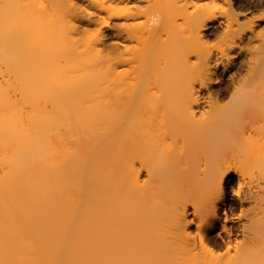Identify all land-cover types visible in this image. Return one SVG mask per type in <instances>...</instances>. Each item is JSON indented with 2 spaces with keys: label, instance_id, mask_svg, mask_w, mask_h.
<instances>
[{
  "label": "bare ground",
  "instance_id": "bare-ground-1",
  "mask_svg": "<svg viewBox=\"0 0 264 264\" xmlns=\"http://www.w3.org/2000/svg\"><path fill=\"white\" fill-rule=\"evenodd\" d=\"M261 7L0 0V264H264Z\"/></svg>",
  "mask_w": 264,
  "mask_h": 264
},
{
  "label": "rangeland",
  "instance_id": "rangeland-1",
  "mask_svg": "<svg viewBox=\"0 0 264 264\" xmlns=\"http://www.w3.org/2000/svg\"><path fill=\"white\" fill-rule=\"evenodd\" d=\"M263 8L264 7H261V10H263ZM259 11H260V9H255L253 11V14H257ZM211 40H212V38H209V41H211ZM236 69H237V67H236V65H234L230 68V71H235ZM219 77H220V79L218 80V82L213 84V88H214L215 92L222 95V94L228 92L230 85L228 84V81H226V79L224 77H222V76H219ZM225 98H226V95H223L220 97L221 100H225ZM234 187H235V180H234V176L231 172L230 176H229L228 185L226 188V196H227V199L229 200V204H230L229 206L232 209V211L237 212V209H238V206H236L237 201L234 198V196L231 195V189ZM234 223L236 224V222H231L230 224H233V226H235Z\"/></svg>",
  "mask_w": 264,
  "mask_h": 264
}]
</instances>
